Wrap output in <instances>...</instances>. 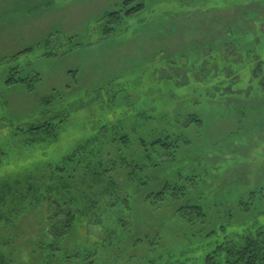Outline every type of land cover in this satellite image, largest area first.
Here are the masks:
<instances>
[{"label": "rangeland", "instance_id": "1", "mask_svg": "<svg viewBox=\"0 0 264 264\" xmlns=\"http://www.w3.org/2000/svg\"><path fill=\"white\" fill-rule=\"evenodd\" d=\"M123 3L0 0V264H238L264 240V0ZM98 152L115 186L81 195ZM61 167L75 198L43 182Z\"/></svg>", "mask_w": 264, "mask_h": 264}, {"label": "trees", "instance_id": "2", "mask_svg": "<svg viewBox=\"0 0 264 264\" xmlns=\"http://www.w3.org/2000/svg\"><path fill=\"white\" fill-rule=\"evenodd\" d=\"M135 0H124L123 5L125 7H127L128 5L131 4V2H133ZM23 80V79H22ZM18 81H21L20 79H16L14 78L12 75H9L8 79L6 80V84L8 86H12L14 84H16ZM153 144H158L160 145L161 148L165 149L166 148H173L172 144L167 140H162V139H157L155 142H153ZM153 144L151 143V145L153 146ZM141 146H144V143H141ZM80 152V151H79ZM84 153H88L89 155H93V151L92 150H85ZM101 152H98V155L96 156V158L93 159V163L89 161V163H83L81 162V160L78 161V164H82V167L76 171H78L79 173H84V172H90L92 171L93 174H89V177L87 178H83V186L84 188H81L82 190V194L90 192L93 189L92 183L91 185H86V182L91 183L92 179L93 182L97 181L96 184H102L103 181H108L111 182L109 183V185L111 186H115V184L112 182V179L108 176H102V170L103 167H105V164L100 162L101 161ZM149 158V156H147V159ZM108 165L109 162H106ZM103 164V167L102 165ZM76 165L73 166V168ZM109 167L111 168V170H113L115 168V166L113 165H109ZM99 169V171H96V169ZM109 168V169H110ZM62 171H64V168H59L58 172L56 173L57 177H52L50 174H48V176H46L43 179V182L48 184V180L51 182H54L53 184L51 183L49 185V191L51 193L54 192V190L57 189V191L62 192V194L64 195H68L72 198H75V195L77 197L76 193V189L78 188V184H79V179L76 178L75 174L74 176L72 174H70L69 176L66 177V179L62 182L61 177H59L62 174ZM135 171V170H134ZM75 172V171H74ZM92 177V178H91ZM94 177V178H93ZM82 186V187H83ZM68 190V193L67 191ZM176 190H177V186L176 184H171V183H166L160 190H158L157 192L153 193V194H149L147 196V198H150V196H153V201H150L149 204H151V206H155V207H161L163 206V204L168 203L173 201L174 197L176 196ZM35 191V190H34ZM128 201V200H126ZM177 219L181 220L182 222H184L186 225L188 226H193V224L195 223H199V228L197 229L200 230L202 229L201 227V223L205 222L206 223V216L202 210V207L198 204H183L181 205V207L177 210ZM68 220L66 222V227H67V232L70 233L73 227V223H74V218L69 215ZM119 219H123L122 217H119ZM202 221V222H200ZM120 223V222H119ZM121 225V223H120ZM198 225V224H197ZM188 231V229H186ZM190 232H192V230H190ZM194 232V231H193ZM196 232V231H195ZM44 234H46V232H44ZM192 237H195L196 234L192 233L191 234ZM95 255V254H94ZM235 261L238 264H264V240H261L259 242H245L244 244V248L236 251V255L234 256ZM89 264H97L96 261H90Z\"/></svg>", "mask_w": 264, "mask_h": 264}]
</instances>
